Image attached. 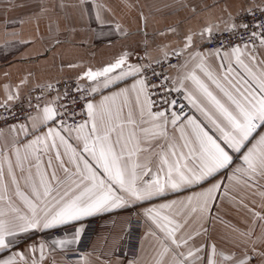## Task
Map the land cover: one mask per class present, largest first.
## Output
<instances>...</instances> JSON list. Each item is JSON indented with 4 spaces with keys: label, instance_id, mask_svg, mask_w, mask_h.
<instances>
[{
    "label": "snow or ice",
    "instance_id": "1",
    "mask_svg": "<svg viewBox=\"0 0 264 264\" xmlns=\"http://www.w3.org/2000/svg\"><path fill=\"white\" fill-rule=\"evenodd\" d=\"M178 3L197 27L169 26L156 33L160 43L149 41L148 18L139 10L142 47H123L98 67L69 63L79 69L71 84L38 81L31 72L17 81L4 74L0 264H49L57 250L79 242L81 221L117 211L129 212V231L133 216L150 224L146 264H264V231L256 235L258 223L264 229V0ZM7 5L6 11L29 9L25 15L37 29L42 17L58 26L69 7L80 24L93 11L100 27L114 15L99 0ZM25 22L3 24L7 30ZM115 29L130 35L118 22ZM241 188L261 202L237 198ZM184 191L190 194L173 214L177 200L168 196ZM224 199L252 223L232 228L229 246L220 247L205 225L219 219L214 213ZM192 223L198 227L189 231ZM63 227L72 233L21 248L35 233ZM128 264H142V257Z\"/></svg>",
    "mask_w": 264,
    "mask_h": 264
},
{
    "label": "crops",
    "instance_id": "2",
    "mask_svg": "<svg viewBox=\"0 0 264 264\" xmlns=\"http://www.w3.org/2000/svg\"><path fill=\"white\" fill-rule=\"evenodd\" d=\"M28 2L35 4L36 0H28ZM74 2L75 0H66L69 5ZM99 2L114 10V15L106 16L108 24L103 27L98 26L95 11L91 17L86 18L84 24L75 22L74 10L69 7L59 15L58 26L55 20L50 21L48 17H42L37 29L36 19L29 20L25 15L29 9L6 11L7 0H0V45H3L5 41H21L11 47L0 49V81L6 79L5 73L10 74L7 79L17 81L28 72L33 73L35 80L38 81H73L79 69H69L67 67L69 63L98 67L111 61L123 47L139 50L145 38V31H142L144 23L138 15L139 10H142L148 18L146 33L149 41L155 37L156 42L160 43L156 33L169 26H179L181 30H184L189 26L195 28L198 25L196 19L189 18L190 13L187 10L180 9L178 0H99ZM193 2L212 5L214 0H193ZM128 4L139 7L136 11H130L126 7ZM216 12L218 14V9ZM21 17L25 19V23L14 24L5 30L3 21L6 18L14 21ZM115 22L128 30L130 35L127 38L116 31ZM13 32L17 35H11ZM56 38L61 41L60 44L55 43ZM168 39L174 42L175 38L169 36ZM29 40L32 43H23ZM189 194L188 191H184L168 196L169 200H177L176 206L172 209L173 214L181 210L179 201ZM233 194L237 195V198L239 195H245L249 199L254 198L257 204L261 202L258 195L252 197L246 189L241 188L238 194ZM245 202H248V199ZM214 214L219 219L205 226L209 227L212 240L220 247L229 246L226 241L230 235H234L232 228H245L252 223L249 216L243 210L238 211L228 199L218 203ZM96 217L102 219L89 248L82 253L81 257L72 259L65 255L76 251L77 244L69 245L63 252L57 250L52 254L55 257V264H128L131 259H122L116 255V252L124 238L129 212L100 214L85 218L80 224L85 229L86 222ZM140 218L143 221V228L137 257H142V264H146L152 255V237L145 235L150 224L145 222L142 216ZM197 227L198 224L192 223L188 230L191 231ZM60 229H68L66 234L73 231L70 227ZM51 231L53 230L35 233L21 244V248L27 247V244L33 241L50 240L53 238L49 235ZM262 231L264 229L258 223L256 235L259 236ZM64 235L57 237L63 238ZM203 239V237L200 238L201 241ZM52 256H49V264Z\"/></svg>",
    "mask_w": 264,
    "mask_h": 264
},
{
    "label": "built area",
    "instance_id": "3",
    "mask_svg": "<svg viewBox=\"0 0 264 264\" xmlns=\"http://www.w3.org/2000/svg\"><path fill=\"white\" fill-rule=\"evenodd\" d=\"M208 47L213 48L215 45L209 44ZM64 81H60L61 85H63ZM69 84L72 83V81H68ZM186 103V102H185ZM187 110V109H186ZM101 217L93 218L86 222L85 229L79 239V242L77 243L76 251L67 253L65 256L67 258H78L82 256V253L86 251L101 222ZM131 230L129 231V219L127 222V226L125 229L124 238L122 240V243L120 247L118 248L116 255L122 259H133L138 256L139 250H140V237L142 233L143 228V221L140 217L133 216L131 219L130 224ZM68 229H57L53 230L49 233L51 237H57L61 236L67 233Z\"/></svg>",
    "mask_w": 264,
    "mask_h": 264
}]
</instances>
